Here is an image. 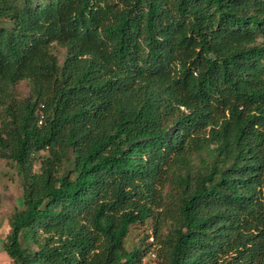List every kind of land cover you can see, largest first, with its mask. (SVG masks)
<instances>
[{
	"label": "trees",
	"instance_id": "trees-1",
	"mask_svg": "<svg viewBox=\"0 0 264 264\" xmlns=\"http://www.w3.org/2000/svg\"><path fill=\"white\" fill-rule=\"evenodd\" d=\"M0 159L14 264H264V0H0Z\"/></svg>",
	"mask_w": 264,
	"mask_h": 264
},
{
	"label": "rangeland",
	"instance_id": "rangeland-1",
	"mask_svg": "<svg viewBox=\"0 0 264 264\" xmlns=\"http://www.w3.org/2000/svg\"><path fill=\"white\" fill-rule=\"evenodd\" d=\"M60 63L64 59V50L55 49ZM30 93V85L27 82L18 83L15 86V94L19 98H25ZM39 164L35 170H38ZM23 187L18 169L6 160L0 159V264H14L13 260L4 250V244L10 233V219L18 209L22 208ZM154 236V224L150 220L144 225H136L131 228L130 234L125 242L127 250L131 251L140 248L142 245L147 246L152 242L147 237ZM161 261L153 256H147L143 264H160Z\"/></svg>",
	"mask_w": 264,
	"mask_h": 264
},
{
	"label": "built area",
	"instance_id": "built-area-1",
	"mask_svg": "<svg viewBox=\"0 0 264 264\" xmlns=\"http://www.w3.org/2000/svg\"><path fill=\"white\" fill-rule=\"evenodd\" d=\"M150 240L152 241V242H154V238H150ZM154 258H156V255L155 254H153L152 255Z\"/></svg>",
	"mask_w": 264,
	"mask_h": 264
}]
</instances>
